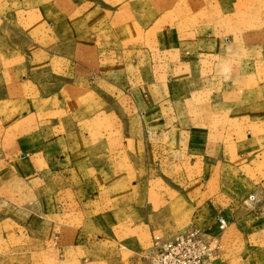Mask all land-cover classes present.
Masks as SVG:
<instances>
[{
	"label": "crops",
	"instance_id": "obj_1",
	"mask_svg": "<svg viewBox=\"0 0 264 264\" xmlns=\"http://www.w3.org/2000/svg\"><path fill=\"white\" fill-rule=\"evenodd\" d=\"M86 3L0 0V11L2 7L6 12L41 9L47 11L46 17L57 20L63 13L67 19L61 27L62 44L73 43L86 52L90 47L82 39L86 41L88 33L82 31L86 21L81 18ZM76 24L81 30L78 43L71 38V26ZM124 27L126 34L117 33L118 38L106 32L113 26L99 30L94 36L95 65L86 53L73 54L83 72L80 81L64 82L56 89L44 82L49 76L47 68L56 61L64 72L69 70L72 55L56 56L53 45L26 59L0 49V254H35L39 259L35 264H144L148 247L126 244L128 255L124 257L117 227L135 216L133 207L145 209L147 205L150 209L151 196L155 209L164 205L166 194L152 195L149 187L156 172L161 175L162 190L167 188L164 179L189 176L183 186L186 195H179L191 207L190 227L217 231V216L227 223L244 221L249 227L254 222V237L260 244L262 204L248 210L219 186L220 178L207 185L201 176L204 166L194 153L193 135L195 127L205 126L209 119L199 122L191 116L214 107L191 105L189 87L182 80L166 84L169 64H159L164 72L155 73L149 64V44L135 40L134 25ZM128 38L132 41L124 40ZM137 42L136 50L116 48L134 47ZM240 46L233 42L228 47L240 51ZM136 65L141 67L138 71ZM86 72L96 76L97 87L81 81ZM219 118V163L254 175L251 184L263 191L258 163L264 153V131L255 130L253 136L245 131L226 144L225 138L231 135L229 112ZM248 118L240 116L246 123ZM250 123L262 128L257 121ZM134 188L141 198L130 196ZM236 207L243 211H235ZM89 254L94 255L89 258ZM103 255L110 259L95 261L94 256L102 260ZM91 257L93 261H88Z\"/></svg>",
	"mask_w": 264,
	"mask_h": 264
},
{
	"label": "rangeland",
	"instance_id": "obj_2",
	"mask_svg": "<svg viewBox=\"0 0 264 264\" xmlns=\"http://www.w3.org/2000/svg\"><path fill=\"white\" fill-rule=\"evenodd\" d=\"M75 1H85L88 5L86 13L81 15L86 21L82 31L88 33L87 40H82L90 47L86 52L80 51V48L73 43L62 44L63 28L61 27L63 21L67 19L65 14L61 13L57 20L54 17H46L47 11L43 12L41 9L33 10L31 13L15 10L6 12L5 7L0 11L2 52L21 55L22 59H26L53 45L56 56L67 53L72 55L69 70L64 72L60 63L56 61L51 62L47 68L49 76L44 82L52 83L53 88L56 89L64 82L75 84L80 81V73L83 72L74 62L73 54L86 53L88 57L93 58L92 64L95 65V34L99 30L113 26L114 28L106 32L118 38L117 33L122 37L126 34L127 30L124 26L134 25L135 40L142 39L149 44L148 50L145 49L148 51L149 64L153 71L164 72L161 65L169 64L166 84L170 85L173 81L182 80L185 88L189 87L186 89L190 92L191 105L200 108L214 107L213 111L201 110L192 116L189 115L194 121L202 122L206 117L209 119V123L205 126H196L193 135L194 147L197 148V153H194L199 155V161L202 162V167L204 166L201 171L203 180L209 185L220 178L219 186L233 196L232 200L235 203L245 206L248 210L253 209L257 203L262 204L264 230V189L261 191L251 184L250 180L254 175L240 173L235 167L223 166L217 157L221 145V141L217 140L222 124L219 122V117L223 116V113L229 112L231 124V135L225 138L224 143L234 141L236 137L241 138L245 131L252 136L259 129L264 131V0ZM67 24L72 25L68 20ZM71 27V38L76 39L74 42L78 43L77 37L81 30L77 29L78 24ZM124 40L132 41L130 38ZM220 40L223 45H220ZM233 42L241 43L240 51L238 48L228 47ZM116 48L123 51L136 50L139 48V42L134 47L116 46ZM138 68L141 67L136 65L137 71ZM99 73L98 76H101V71ZM95 80L96 76L88 73L81 81H87L88 85L97 87ZM24 107L28 110V105ZM250 113L256 114V117ZM242 115L249 117L247 123L240 119ZM253 121H257L262 128H253L250 123ZM259 160L258 167L263 172L259 176L264 180V153ZM160 176L156 172L149 187L152 195L158 192L166 194L164 197L166 202L160 206L161 209H155L156 204L151 196L150 209L147 205L145 209L138 205L133 207L132 209H137L135 216H131L132 219L126 223L121 222L122 224L117 227L124 257L128 255L124 248L126 244L132 243L133 246L143 249L149 247L154 238L170 239L191 228L189 218L191 207L179 195L180 193L186 195L183 186L189 182V176L182 174L170 177L172 179H164L167 183L166 190L160 187V185L163 187L159 180ZM141 191L140 188L138 192ZM134 194H136L135 188L130 196L133 197ZM136 197L141 198L139 194H136ZM142 210H144V219H142ZM238 210L239 207H236L235 211ZM242 211L239 210V213ZM250 224L252 227L244 221L231 223L228 220L227 227L222 233H217L216 229L208 232L219 238L220 259L223 263L264 264V234L262 239L258 238L261 239L260 244L256 243L255 223ZM250 232L251 235L248 236ZM128 238L131 240L127 241ZM93 255L89 254L88 257ZM103 256L102 260L99 256H94L97 258L95 261L105 262L110 259V255ZM91 259L88 261H93L92 257ZM38 260L35 254H0V264H35ZM86 260L85 255L83 261Z\"/></svg>",
	"mask_w": 264,
	"mask_h": 264
},
{
	"label": "built area",
	"instance_id": "obj_3",
	"mask_svg": "<svg viewBox=\"0 0 264 264\" xmlns=\"http://www.w3.org/2000/svg\"><path fill=\"white\" fill-rule=\"evenodd\" d=\"M216 220L217 233H222L227 221L222 216ZM219 247V238L191 227L170 239L154 238L144 255V264H226L220 259Z\"/></svg>",
	"mask_w": 264,
	"mask_h": 264
}]
</instances>
